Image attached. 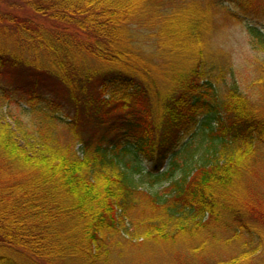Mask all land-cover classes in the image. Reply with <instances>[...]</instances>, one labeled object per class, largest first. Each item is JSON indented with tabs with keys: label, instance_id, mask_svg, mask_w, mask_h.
<instances>
[{
	"label": "trees",
	"instance_id": "1",
	"mask_svg": "<svg viewBox=\"0 0 264 264\" xmlns=\"http://www.w3.org/2000/svg\"><path fill=\"white\" fill-rule=\"evenodd\" d=\"M0 5V264H264V212L235 201L264 108L203 44L163 86L144 57L223 16L264 86V0Z\"/></svg>",
	"mask_w": 264,
	"mask_h": 264
},
{
	"label": "rangeland",
	"instance_id": "2",
	"mask_svg": "<svg viewBox=\"0 0 264 264\" xmlns=\"http://www.w3.org/2000/svg\"><path fill=\"white\" fill-rule=\"evenodd\" d=\"M188 26V22L186 25H183V22L171 25L173 32L177 34V39L171 38L167 41L172 52H164L163 50H161L162 52L158 51V53H152L150 50L143 52L145 59L153 62V78L156 84L158 86L168 84V79H170L168 72L171 71L172 67H178V69L189 67L192 59L198 55L200 45L203 44V47H206L204 50L206 53H214L219 60L227 65L229 63L233 65L235 72L234 74L229 73L228 81L234 79L245 92H248L258 102L261 108H264V86L254 87L252 85L254 79L259 77L261 73L255 63L257 58L249 45L246 23L225 19L223 16H219L217 19L212 17L207 24L201 27L204 37L200 38L198 44H195L196 40L187 41ZM177 27L178 29H176ZM14 31L10 27V33L15 34ZM146 46L145 41V46L142 47L146 48ZM8 120L10 121V119ZM145 165L147 168H151L149 163ZM235 195L237 198L235 200L237 201L236 205L247 202L255 209L264 212V158L258 160L255 168L248 171L247 175L240 181ZM228 217L230 216L228 215ZM165 264L171 263L169 261Z\"/></svg>",
	"mask_w": 264,
	"mask_h": 264
}]
</instances>
